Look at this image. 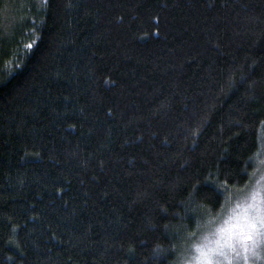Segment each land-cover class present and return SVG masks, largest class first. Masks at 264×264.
Here are the masks:
<instances>
[{
	"label": "trees",
	"instance_id": "16d2710c",
	"mask_svg": "<svg viewBox=\"0 0 264 264\" xmlns=\"http://www.w3.org/2000/svg\"><path fill=\"white\" fill-rule=\"evenodd\" d=\"M0 10V264H177L253 170L264 0Z\"/></svg>",
	"mask_w": 264,
	"mask_h": 264
},
{
	"label": "rangeland",
	"instance_id": "374dc122",
	"mask_svg": "<svg viewBox=\"0 0 264 264\" xmlns=\"http://www.w3.org/2000/svg\"><path fill=\"white\" fill-rule=\"evenodd\" d=\"M2 16L3 12L0 10V18ZM262 132L258 152L254 158L253 170L247 184L240 189L226 191L224 204L220 211L215 216L200 223L195 232L182 241L177 264H195L194 258L198 255L195 245L214 242L220 236L218 229L228 228L230 225L236 224L239 220V214L244 211V205L248 203L247 197L250 196L254 189L264 185V180H261V177H264V126L262 127ZM257 181H260V185L257 184ZM261 194L264 195V187H261ZM237 205H240V207H237ZM229 217H232V219L229 220ZM226 221L227 223H225ZM239 222L243 223V220H239ZM233 230L239 231L238 229ZM236 239L234 238V242ZM254 241L255 247H253ZM243 243L249 246L248 253H245L242 248L237 246L239 255L236 252L225 249L227 258L218 256L215 259L219 261V264H264V238H257L254 235V240L244 241ZM245 256H247V260H245Z\"/></svg>",
	"mask_w": 264,
	"mask_h": 264
},
{
	"label": "snow or ice",
	"instance_id": "6c2138e0",
	"mask_svg": "<svg viewBox=\"0 0 264 264\" xmlns=\"http://www.w3.org/2000/svg\"><path fill=\"white\" fill-rule=\"evenodd\" d=\"M261 180H264V177H261ZM257 184L260 185V181H257ZM261 187H264V185L254 189L247 197L248 203L244 205L242 214H239V220H243V223L238 220L236 224L230 225L228 228L218 229L220 236L214 242L195 245L198 253L194 258L195 264H219L215 257L223 256L227 258L225 249L239 255V252H237V246H239L245 253H248L249 246L243 243L244 241L254 240V235L257 238H264V231H262L264 230V195L261 194ZM237 207H240V205H237ZM231 219L232 217H229V220ZM234 238H237L235 242ZM253 247H255V241ZM245 260H247V256H245Z\"/></svg>",
	"mask_w": 264,
	"mask_h": 264
}]
</instances>
